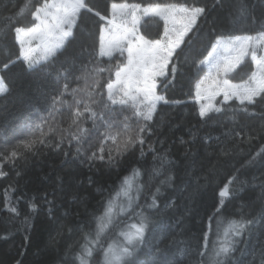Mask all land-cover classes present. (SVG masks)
Returning <instances> with one entry per match:
<instances>
[{
  "label": "snow or ice",
  "instance_id": "obj_1",
  "mask_svg": "<svg viewBox=\"0 0 264 264\" xmlns=\"http://www.w3.org/2000/svg\"><path fill=\"white\" fill-rule=\"evenodd\" d=\"M0 8V98L16 89L40 95L19 134L0 142V180L9 181L0 211L23 216L27 230L40 210L30 199L22 212L15 195L30 160L73 155L103 178L138 153L124 169L130 174L111 184L88 177L95 205L75 176H58L52 199L45 193L59 224L52 243L67 237L61 264H264V0H212L211 8L200 0H0ZM142 17L162 20L163 32L142 31ZM236 25L243 35L232 32ZM17 64L22 78L9 82ZM185 66L197 73L194 114L209 132L204 154L178 168L164 148L165 126L180 127L170 109L186 102L168 92ZM225 168L199 236L181 240L180 201Z\"/></svg>",
  "mask_w": 264,
  "mask_h": 264
},
{
  "label": "trees",
  "instance_id": "obj_2",
  "mask_svg": "<svg viewBox=\"0 0 264 264\" xmlns=\"http://www.w3.org/2000/svg\"><path fill=\"white\" fill-rule=\"evenodd\" d=\"M93 3H98L101 6L104 0H92ZM110 2V0H109ZM130 4L139 3L147 5L149 3H173L176 0H127ZM201 3H206L210 8L212 0H200ZM0 11H3L0 8ZM216 13L212 14V19ZM164 23L156 18H147L142 22V31L155 35L157 32H163ZM211 27V19L207 24L203 25L205 34ZM244 25H236L232 28V32L236 35H243L242 29ZM92 31H96L95 26H92ZM197 49L200 48L198 44ZM18 51V45L16 49ZM196 55L195 52L192 53ZM202 58V57H201ZM178 82L175 87L170 89L168 95L172 99L181 100L186 103L174 106L170 109V115L173 124H180L179 128H174L172 131L165 126V132L168 140L164 144L165 149H170V158L177 163L178 168H182L188 163L186 157L202 156L205 152L201 137L209 132V129L204 125H199L194 114L195 105L192 100L194 86L196 80L193 77L197 75L194 70H190L188 66L181 69ZM20 66L17 64L15 68L7 75L9 82L16 83L22 78ZM40 100L39 92L35 89L28 93H21L16 89L14 93L7 99L0 98V142L11 139L14 135L19 134V129L23 127L30 115H35L33 109ZM191 129V131H190ZM219 134V129L212 133ZM258 145H253L257 148ZM65 151L69 149L65 148ZM74 153V149L72 150ZM209 152L211 149L208 150ZM138 157V153H137ZM137 157H128L127 162L122 166L119 172L113 171L111 174H106L103 178L99 174H93L88 169L86 163H82L79 158H74L73 155L65 156L63 153H49L38 157L35 160H30L25 167L24 179L20 181L19 188L15 193L16 196H23L19 207L22 212H27L25 201L34 200L41 205V208L36 213L30 216V226L25 230V226L21 224L23 216L17 219L10 218L9 214L0 211V264H61V257L64 251L65 241L58 244L52 243V238L56 236V231L59 224L56 220L50 219L47 215V208L44 206L43 197L47 192L48 198L52 199V191L54 182L58 176L78 177L83 181L81 194L95 205L99 196L94 192V186H88V177L92 176L98 182L107 180L108 184L118 180V176L122 177L125 174L124 169L130 165L135 166L133 161ZM150 160L151 157L149 156ZM181 174H183L181 172ZM230 175L229 169H221L210 185H205L199 193H194L190 200H181V211L184 214V231L185 235L179 238L184 241L195 242V238L199 236L201 220L205 217V213L211 214L214 202L218 200L219 188L227 182ZM9 183L7 180H0V206H2V189ZM248 195H251L249 193ZM61 201L57 199L56 215L60 216L66 209L60 207ZM239 203V202H237ZM74 205H69L67 210L71 212ZM231 208V205L229 206ZM185 208L187 209L185 211ZM72 217L69 216L66 223H70ZM167 221L165 220V224ZM226 226V225H225ZM175 230V229H174ZM6 237V238H5Z\"/></svg>",
  "mask_w": 264,
  "mask_h": 264
},
{
  "label": "rangeland",
  "instance_id": "obj_3",
  "mask_svg": "<svg viewBox=\"0 0 264 264\" xmlns=\"http://www.w3.org/2000/svg\"><path fill=\"white\" fill-rule=\"evenodd\" d=\"M147 18H149V17H142V18H141V24H142V22H144V20L147 19Z\"/></svg>",
  "mask_w": 264,
  "mask_h": 264
}]
</instances>
